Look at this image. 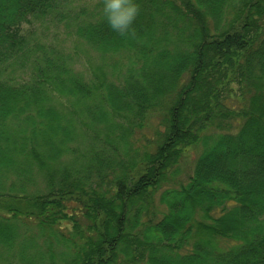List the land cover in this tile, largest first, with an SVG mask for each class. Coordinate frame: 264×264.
<instances>
[{
    "label": "trees",
    "instance_id": "trees-1",
    "mask_svg": "<svg viewBox=\"0 0 264 264\" xmlns=\"http://www.w3.org/2000/svg\"><path fill=\"white\" fill-rule=\"evenodd\" d=\"M137 2L140 11L131 30L120 34L108 25L103 0L95 18L85 17L86 9L69 0H0V243L14 244L15 222L21 219L37 221L51 236L53 215L63 210L61 198L76 191L91 223L85 228L75 223L70 238L59 229L52 232L71 251L63 264H264V0ZM236 7L230 29L218 33L211 17ZM32 17L73 28L102 54L129 48L135 53L131 71L120 83L105 70L87 81L81 72L73 73L70 56L39 46L28 81L12 84L7 69L16 59L25 69L33 57L18 30ZM99 86L108 101L123 104L114 108L137 109L133 120L139 118V129L146 125L147 108L156 110L150 124L157 129L142 158L90 154L88 168L73 178L68 167L56 165L70 150L75 129L46 120L55 107L40 99L52 100L55 92L88 97ZM96 121L104 122L105 114L87 113V137L99 134L93 131ZM110 134L105 130L97 141L111 142ZM200 143L204 147L188 182L180 184L167 213L154 222L150 197L185 149ZM35 168L46 179L45 188L29 191ZM217 237L232 243L221 248Z\"/></svg>",
    "mask_w": 264,
    "mask_h": 264
},
{
    "label": "rangeland",
    "instance_id": "rangeland-1",
    "mask_svg": "<svg viewBox=\"0 0 264 264\" xmlns=\"http://www.w3.org/2000/svg\"><path fill=\"white\" fill-rule=\"evenodd\" d=\"M69 1L71 5L78 10L86 9L85 17H100L94 15L99 13L102 7V5H99L101 0ZM237 7L234 9L231 8L226 13L224 12V14H221L222 16L220 15L216 20L211 17V20L217 26L216 31L218 33L230 29V25L234 20L233 14L237 10ZM162 28L163 27H160V29ZM18 30L20 33L19 36H24L29 40L30 50H34V52H32L33 57L27 61L28 66L25 69L20 68L22 66L18 62L20 59H16L15 65L7 69L5 75L9 77L11 83L15 85L28 81L27 76L33 69L34 57L41 51V47H45L49 50L55 49V51L70 56L68 61L72 66L73 73L78 74L81 72L87 81L92 79L96 81L95 73H101L105 70L110 80H113L115 83H120L122 81L121 78L127 70L131 71L130 68L133 67V63L130 61L135 58L134 51H129V48H121L112 53L106 52L102 54L104 51L101 52L92 44L85 43L74 34L73 28L68 30L64 25L56 26L49 21L32 17L20 23ZM172 33L173 31H169V35ZM148 34L146 33L144 40L149 39ZM39 46L41 47L39 48ZM135 47H137V44H133L134 49ZM133 48L131 50H134ZM55 51H49V53H54ZM114 63L118 64V69L117 67L115 68ZM147 66L154 69L151 65ZM48 97H50V95H48ZM53 97L52 100L40 99V102L55 107L53 117L46 118V120H52L56 126L60 123L61 126L69 125L75 129L71 141L67 143L70 150L62 156L61 162H59L56 167L61 169L68 167V171L73 178L79 175L77 170L85 171L88 168L90 164V154L93 155L98 152H103L105 157H109L112 160H118L119 158L128 161L131 157L132 159H140L145 152L151 150V137L157 129L155 127L153 128L150 124V122L156 121L155 117L151 118V115L156 111L150 109L151 107L147 108L145 111V119L147 112L148 119L143 120V125H146L139 129L135 126L139 118L136 119V123H134L133 120L136 116L137 109L135 112L133 107L130 109L114 108L113 106L115 105L121 106L123 104L120 102H114L112 104L111 101H108L105 87H97L93 94H89L88 97H79V95L76 97H67L58 92H55ZM31 110L34 113L38 112L34 110V107H32ZM77 110H82V113L79 114ZM157 111L159 113L161 112L160 109ZM86 112H93L95 115L105 114V121H99V123L96 121V129H93V131L95 130V132L99 133L98 135L96 134L97 136L94 135L96 139L87 137L85 134L83 121L87 115ZM98 125L101 128H98ZM107 129L111 132V142H106L104 140L97 141L99 137L103 136V132ZM129 129L132 131L131 133L128 131ZM211 132L212 131L209 130L207 134ZM144 133L147 134V137ZM208 135L210 136V134ZM203 140H205V138H203ZM127 147L128 150H125ZM203 147L204 143H200L198 147L185 149L180 162L175 165L168 174V180L163 182L162 186L150 197V202L152 204L150 208L152 211H156V216L153 218L154 222L161 219L163 215L167 213V202L172 199L174 196L173 193L181 190L180 184H186L188 182V177L192 175L194 163ZM115 164L116 163L112 164L113 168L119 169ZM93 166H95L96 169L97 166L95 164ZM140 172V169H137L132 175L136 177ZM115 173H119V171ZM81 174L82 173H80V176ZM35 175V184H31L29 191H33V188L41 190L45 188L46 179L37 168H35ZM92 176H97V173ZM60 177V175H57L55 181L59 182ZM169 192H172V194ZM74 193L77 194H67L61 198L63 210L59 211V216L53 215L56 216V220L53 223L51 236L49 235V230L46 229L43 231V227L37 223V221L24 222L23 219L16 221L15 226L17 227V231L16 237L13 240L14 244L6 245L0 243V264H63L64 262H62L61 259L68 257L71 251L67 242L60 240V237H55L52 232H54L55 229H59L61 233L63 232V234L67 235V238H70L71 234L75 232V223L80 224L81 228H85L91 223L90 219L85 217V207L82 203V196L76 191H74ZM80 200L82 202H80ZM59 209H61V207H59ZM104 212L105 210H102V213ZM197 214V219L202 221V218H204L203 211L199 210ZM61 215H64V217H60ZM206 222L210 223L209 220ZM215 240L219 243L218 246L221 248H227L232 243V241L227 238L217 237ZM77 243L82 244L83 241L77 239ZM40 249H42L41 251L43 253L38 254V250ZM183 251L186 250L184 249Z\"/></svg>",
    "mask_w": 264,
    "mask_h": 264
},
{
    "label": "clouds",
    "instance_id": "clouds-1",
    "mask_svg": "<svg viewBox=\"0 0 264 264\" xmlns=\"http://www.w3.org/2000/svg\"><path fill=\"white\" fill-rule=\"evenodd\" d=\"M139 11L137 0H103V15L110 28L120 34L131 30Z\"/></svg>",
    "mask_w": 264,
    "mask_h": 264
}]
</instances>
